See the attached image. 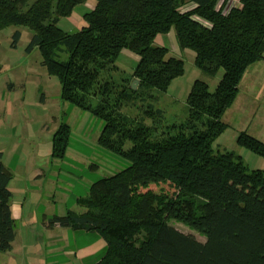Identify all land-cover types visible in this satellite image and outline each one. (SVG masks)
<instances>
[{"label": "trees", "instance_id": "obj_1", "mask_svg": "<svg viewBox=\"0 0 264 264\" xmlns=\"http://www.w3.org/2000/svg\"><path fill=\"white\" fill-rule=\"evenodd\" d=\"M86 1L0 0V29H31L27 52L39 49L42 64L61 82L62 99L103 120L99 144L129 162L78 198L83 213L55 215L49 224L103 238L105 252L93 264H264V171L249 168L233 151L213 147L228 126L222 117L243 75L264 60V0H95L76 32L57 25ZM172 30L180 54L191 52L201 72L212 77L222 68L224 74L213 91L205 80H195L183 129L158 135L155 123H148L162 115L156 101L185 70L183 56L169 55L166 44L156 41ZM20 35L17 29L14 44ZM123 50L136 54L138 62L131 77L117 81ZM134 79L139 80L135 90ZM138 104L137 113L126 112ZM67 131L62 126L53 138L54 157L65 156ZM237 143L264 156V141L245 131ZM12 177L0 153L2 252L16 237ZM168 181L177 188L174 195L137 192ZM171 220L201 232L205 240Z\"/></svg>", "mask_w": 264, "mask_h": 264}, {"label": "rangeland", "instance_id": "obj_2", "mask_svg": "<svg viewBox=\"0 0 264 264\" xmlns=\"http://www.w3.org/2000/svg\"><path fill=\"white\" fill-rule=\"evenodd\" d=\"M78 19L76 14L60 17L57 25L76 32L83 23ZM17 29L21 35L14 44L13 34ZM32 34L27 26L8 25L0 29V153L2 162L13 174L9 183L11 204L19 205L21 211L15 219L14 252L0 251V264H81L75 252L87 242V236L80 234L86 232L59 225L49 227L45 223L49 224L55 215L65 216L68 211L83 213L85 208L78 203V198L87 195L93 182L124 169L129 162L99 144L103 120L62 99L61 82L42 64L39 49L26 50ZM157 40L166 44L169 55L183 56L185 62L184 73L175 77L156 101V106L162 109L161 117L148 122L155 123L158 135H164L183 129L180 125L188 118L187 97L194 81L205 80L213 91L224 70L220 68L212 77L201 72L191 52L186 50V54H180L173 30L167 35L161 34ZM127 52L131 55L124 54ZM137 62L136 54L123 50L117 59L119 71L114 74L115 80L131 77ZM239 87L222 117L228 126L215 139L213 147L220 152L233 151L249 168L264 171V156L237 143L243 131L264 141L263 60L246 70ZM142 104L147 106L145 102ZM138 108L139 104L127 106L126 112L135 114ZM62 126L68 129L70 141L65 156L60 158L52 153L53 138ZM130 145L126 142L125 147ZM148 189L167 191L170 195L177 192L169 181L140 187L137 192ZM170 224L205 240L201 232L182 222L171 220ZM102 254L83 264L99 260Z\"/></svg>", "mask_w": 264, "mask_h": 264}, {"label": "crops", "instance_id": "obj_3", "mask_svg": "<svg viewBox=\"0 0 264 264\" xmlns=\"http://www.w3.org/2000/svg\"><path fill=\"white\" fill-rule=\"evenodd\" d=\"M95 4H96L95 0H87L84 4H80V5L76 6L74 8V11H73L74 13L72 12V14H76L78 16V18H79L78 19L79 23H82L84 21V18H83L84 13L92 10L95 7ZM77 7L79 9H76ZM72 14L70 16H72ZM66 31H68V30H66ZM158 38H160V35L158 36ZM156 41H158V40H156ZM159 43H161V42H159ZM124 52H126V51H124ZM124 54H130V53L127 52V53H124ZM239 90H240V87H239ZM19 208H20L19 205H15L14 206L13 203L11 204L12 216L14 217V219H16L17 216L19 217L21 215V211H20ZM45 224L46 225H50V224H47V223H45ZM55 226H57V225H55ZM55 226H51L50 225L49 227H55ZM42 228H46V227L43 226ZM82 232H84V231H82ZM80 234L83 235V236H87L86 238L88 239L87 242L83 246H80L79 248H77V250L75 252V256L77 257V259L78 258L80 259L81 264H83L84 262L87 263L86 261H90V259H92V258L96 259L97 257H99L98 255H100V253H102V252L104 254L106 242L104 241L103 238H101L98 234L92 233V232H86V233H83V234L80 233ZM94 234H96V235H94ZM16 239H17V230H16V237H15L13 243H12V248L10 250V252H12V253L14 252ZM103 254H102V256H103ZM102 256L99 259H101ZM97 261L98 260H96L94 262H91L90 264H93V263H95ZM40 264H47V263L43 262V263H40Z\"/></svg>", "mask_w": 264, "mask_h": 264}, {"label": "water", "instance_id": "obj_4", "mask_svg": "<svg viewBox=\"0 0 264 264\" xmlns=\"http://www.w3.org/2000/svg\"><path fill=\"white\" fill-rule=\"evenodd\" d=\"M138 83H139V80L134 79L131 83V88L135 90L138 87Z\"/></svg>", "mask_w": 264, "mask_h": 264}]
</instances>
